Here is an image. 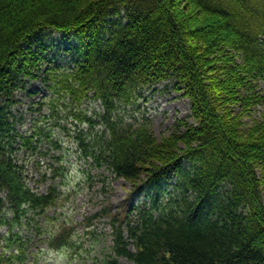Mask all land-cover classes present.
Here are the masks:
<instances>
[{
  "label": "trees",
  "instance_id": "obj_1",
  "mask_svg": "<svg viewBox=\"0 0 264 264\" xmlns=\"http://www.w3.org/2000/svg\"><path fill=\"white\" fill-rule=\"evenodd\" d=\"M48 31L72 36L70 66L52 65ZM32 79L49 114L20 132L17 91ZM263 79L264 0H0V264H36L34 238L73 247L74 225L43 228L57 186L38 192L18 158L55 129L73 132L88 175L144 193L81 220L106 218L108 231L87 230L110 236L102 264H264V117L245 121ZM162 83L190 113L158 138L121 109Z\"/></svg>",
  "mask_w": 264,
  "mask_h": 264
},
{
  "label": "rangeland",
  "instance_id": "obj_2",
  "mask_svg": "<svg viewBox=\"0 0 264 264\" xmlns=\"http://www.w3.org/2000/svg\"><path fill=\"white\" fill-rule=\"evenodd\" d=\"M44 43L47 45L52 65L55 63L63 66L71 65L72 36L63 32L48 31L44 33ZM259 86L264 93V79L260 81ZM169 87L165 88L162 83L157 90H147L140 99L125 105L121 109L124 119L134 122L147 118L153 134L158 138L169 133L175 119L187 117L190 113L189 100ZM46 94L47 90L40 79H32L24 88L17 91L19 102L14 105L13 110L18 118L17 128L20 132L29 131L36 118H41L39 123L45 122L44 117L49 114V104L42 97ZM88 106H98V104L90 102ZM262 117H264V104L256 106L251 117H246L245 121L250 124L254 119ZM72 134V131L68 134L62 129H55L51 140L53 143L58 139L60 147L42 141L36 153H31L29 150H21L19 153L18 158L24 165L27 181L34 189L45 192L49 184L57 186V203L45 210L43 215L46 221L43 228L55 232L64 225L75 226L73 247L65 251H48L44 241L38 238L31 240L29 242L31 250L42 248L36 264H102V247L109 242L110 236L106 240L102 236L96 239L87 230L92 229L99 234L108 231L106 218H94L90 226L81 220L84 216L92 215L107 202L115 208L126 196L130 197L132 204H136L142 201L144 195L142 190H133L131 184L124 178L108 176L104 181L96 170L88 175L85 162L78 157ZM36 159L39 160L38 168L34 165ZM39 173L42 177L37 180ZM6 228L5 225L0 226V250L1 234L6 232ZM22 232L26 234L24 230ZM46 250L47 252H44ZM122 261L126 262L125 259Z\"/></svg>",
  "mask_w": 264,
  "mask_h": 264
}]
</instances>
